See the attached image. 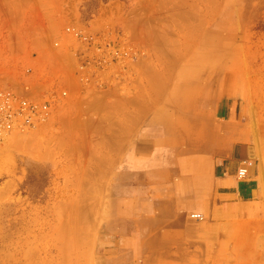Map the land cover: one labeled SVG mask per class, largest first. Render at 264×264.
<instances>
[{
  "label": "rangeland",
  "instance_id": "obj_1",
  "mask_svg": "<svg viewBox=\"0 0 264 264\" xmlns=\"http://www.w3.org/2000/svg\"><path fill=\"white\" fill-rule=\"evenodd\" d=\"M30 79L68 93L0 137V264H264V0H0V92ZM231 126L258 216L213 222L188 203Z\"/></svg>",
  "mask_w": 264,
  "mask_h": 264
},
{
  "label": "crops",
  "instance_id": "obj_2",
  "mask_svg": "<svg viewBox=\"0 0 264 264\" xmlns=\"http://www.w3.org/2000/svg\"><path fill=\"white\" fill-rule=\"evenodd\" d=\"M138 108V104H135ZM152 125V120L150 121ZM233 126L225 136V141L220 147L217 146L210 158L214 161V168L210 175L209 192L197 191L194 198L188 203L196 210L208 212L210 220L231 221L238 218H255L253 213L257 205L256 195L258 182L253 168L249 169L247 177L238 179V170L245 160H249V149L242 144L234 142ZM131 163V162H130ZM132 167V163L130 164ZM155 172L161 173V169ZM199 192V193H198ZM201 213V212H200ZM180 217L179 214L168 215L166 220ZM264 220V196L261 180V221ZM170 231L162 232V237H169ZM262 237V235H261Z\"/></svg>",
  "mask_w": 264,
  "mask_h": 264
},
{
  "label": "built area",
  "instance_id": "obj_3",
  "mask_svg": "<svg viewBox=\"0 0 264 264\" xmlns=\"http://www.w3.org/2000/svg\"><path fill=\"white\" fill-rule=\"evenodd\" d=\"M67 32L74 36V42L90 44L94 41L93 37L75 27H68ZM68 43L73 44L70 41ZM72 60L75 70H70L69 66L66 67L65 63H62L59 64L60 72L82 74L83 69L87 67V60L77 54L73 55ZM29 76L32 74L28 69L26 77ZM27 81L20 89L8 88L0 92V137L14 131L24 132L33 129L38 124L47 121L57 105L67 96V89L58 81H54L47 89L40 91L33 90V85L30 83L32 79ZM252 165L253 162L250 159L245 160L238 170V177L241 179L247 177ZM190 217L199 221L204 219L201 213H192Z\"/></svg>",
  "mask_w": 264,
  "mask_h": 264
},
{
  "label": "bare ground",
  "instance_id": "obj_4",
  "mask_svg": "<svg viewBox=\"0 0 264 264\" xmlns=\"http://www.w3.org/2000/svg\"><path fill=\"white\" fill-rule=\"evenodd\" d=\"M66 55H67V54H66ZM72 79H73V78H72ZM73 81H74V80H73ZM72 83H73V82H72ZM74 83H75V82H74ZM72 85H73V84H72ZM72 85H71V86H72ZM74 87H75V86H74ZM76 88H77V86H76ZM78 103H79V102H78ZM72 147H73V146H72ZM116 149H117V148H116ZM115 153H116V152H115ZM99 173H100V172H99ZM101 173H102V172H101ZM95 174H96V172H95ZM106 174H107V173H106ZM98 176H99V175H98ZM103 177H104V176H103ZM106 177H107V176H106ZM96 180H97V179H96ZM98 180H99V179H98ZM87 182H88V181H87ZM90 183H92V182H90ZM104 183H105V182H104ZM90 185H91V184H90ZM93 185H94V184H93ZM93 185H92L91 187H93ZM98 186H99V185H98ZM102 186H103V185H102ZM88 187H89V186H88ZM94 187H95V186H94ZM82 188H84V186L81 187V189H82ZM98 188H99V187H98ZM104 188H105V187H104ZM89 189H90V187H89ZM92 189L94 190V189H97V188L95 187V188H92ZM90 190H91V189H90ZM98 190H99V189H98ZM100 190H101V188H100ZM82 191H84V190H82ZM87 192H88V190H87ZM89 192H92L91 194H94V193H95V191H89ZM89 192H88V193H89ZM98 192H99V191H98ZM84 193H85V191H84ZM84 193H82V194H84ZM85 194H86L85 196H87V193H85ZM89 194H90V193H89ZM95 194H96V193H95ZM99 194H100V193H99ZM88 196H91V195H88ZM98 196H99V195H98ZM86 198L88 199V197H86ZM87 199H86V200H87ZM83 208H84V207H83ZM82 212H83V211H82Z\"/></svg>",
  "mask_w": 264,
  "mask_h": 264
}]
</instances>
